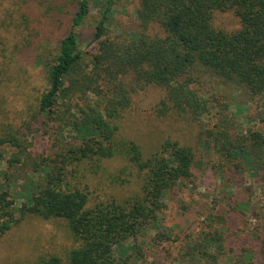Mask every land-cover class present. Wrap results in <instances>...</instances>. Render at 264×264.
Here are the masks:
<instances>
[{
	"label": "trees",
	"instance_id": "obj_1",
	"mask_svg": "<svg viewBox=\"0 0 264 264\" xmlns=\"http://www.w3.org/2000/svg\"><path fill=\"white\" fill-rule=\"evenodd\" d=\"M11 2L0 15V234L26 217L59 218L71 247L62 254L39 255L33 264H127L130 250L141 260L137 236L155 226L169 192L192 181L195 151L165 138L143 155L137 143L122 141L120 126L131 96L148 86L161 87L164 95L155 112L161 117L174 113L182 122L211 114L214 93L204 92V87L212 80L264 103V0H136L138 29L120 38L107 34L114 0H104L85 46L77 29L90 16V0ZM225 11L238 19L232 31L213 25V14ZM151 26L159 32L148 33ZM55 29L53 57L39 54L34 62L43 65L45 86L34 102L25 101V110H11L4 95L7 86H16L21 94L30 86L24 58L32 44L30 31L36 32L34 43L45 41L47 32ZM87 53L89 63L82 59ZM9 112L17 123L6 120L15 119ZM215 112L218 123H204L199 130L201 149L212 152L218 165L229 163L227 171L235 172L246 160L264 191V132L252 127L232 130L236 126L227 123L226 114ZM258 116L264 124V115ZM65 128H71L70 138L63 137ZM117 155L142 173L139 192L89 203L85 187L68 177H74L75 167L83 162L96 172L101 160ZM211 220L195 236L184 234L182 254L177 250L176 259L195 256L210 264L220 257L228 236L222 227L212 228ZM169 232L161 231L166 238ZM255 240L253 257L249 251L245 264H264L263 233L256 232ZM126 242L131 244L123 250L124 257H116L115 248Z\"/></svg>",
	"mask_w": 264,
	"mask_h": 264
},
{
	"label": "rangeland",
	"instance_id": "obj_2",
	"mask_svg": "<svg viewBox=\"0 0 264 264\" xmlns=\"http://www.w3.org/2000/svg\"><path fill=\"white\" fill-rule=\"evenodd\" d=\"M103 1L90 0V16L77 29L84 39L81 45L85 46L89 40V33L96 22L95 19L99 15ZM11 5V0H0V15L7 6ZM135 7L136 0H114L107 22L109 37L120 38L129 35L133 29H138ZM212 21L215 27L227 31H232L239 26L237 17L231 11L215 12ZM33 25L35 30H40L41 27L37 22ZM56 30L58 29L53 30L52 33L47 32L48 38L45 41L35 42L34 40V43L32 40L36 32L30 31L32 44L24 55L29 66L30 86L25 87V94H21V90L14 85L7 86L4 95L7 98L6 105L11 110H25L27 104L25 101H33V97L45 86L44 73L41 69L43 65L34 62L39 54L43 56V59L53 57ZM157 30L156 26H151L148 33L159 32ZM91 46L92 44L87 47L93 52L95 49ZM82 59L85 63H89V54H84ZM41 63L43 64L44 61ZM131 85L132 81L129 79L127 86ZM211 91L214 93L211 96L214 100L211 102V114L202 115L196 122H182L181 119L174 117V113L168 117L158 116L155 106L164 95L161 87L148 86L134 92L131 96V105L123 116L118 137L124 139L122 141L132 140L137 143L143 155L155 151L165 138L175 139L180 144L189 145L194 149L195 164L192 181H185L176 192H169L165 198L167 207L163 213H158L155 226H151L137 236L138 242L142 243V259L139 260L130 250L127 264H150L152 261L157 264H207L206 261L195 256H185L183 259L182 257L176 259L175 256L184 234L189 232L195 236L201 228L204 229L208 218L213 221L212 228L222 227L229 240L228 242L224 239V252L210 264H245L249 259V251L253 257L256 232L263 233L261 257L264 263L262 224L264 191L260 182L252 174L251 165L246 160H241L243 166L237 168L239 171L237 169L235 172L227 171L226 166L229 163L225 162L221 165L215 163V155L201 149L198 142L199 130L204 127V123H218L215 111L226 114L227 123L236 126L230 128L232 130L245 131L248 127H252L264 132V124L258 116L259 113L264 115V103L261 98H251L241 90L218 87L213 80L208 82V87H204V92ZM89 94L90 98H94V95ZM9 115L14 117L10 112ZM6 120L18 122V118H6ZM71 132V128H65L63 137L70 138ZM49 134L50 137L53 136L51 130ZM27 138L30 139V135ZM4 148L6 151L7 147ZM75 169L74 177L69 176L68 179L76 181L80 187H85L88 191L89 203L107 200L111 195L117 199L132 196L139 192L143 178L142 173L131 166L123 155L104 158L99 162L96 172H91L88 163L84 162L77 165ZM114 175L117 179L112 178ZM20 201L18 198L15 199L16 205ZM161 231L171 232L166 238ZM191 242L192 239L189 243ZM72 243L62 219L26 217L10 231L0 234V264H33L39 255L48 252L62 254L71 247ZM129 244L131 242L117 246L116 257L123 258L125 254L123 250ZM232 247L235 253L231 252ZM181 250L182 248L178 256L182 254ZM184 252L187 253L189 250L183 249ZM154 258L158 262L153 260Z\"/></svg>",
	"mask_w": 264,
	"mask_h": 264
}]
</instances>
